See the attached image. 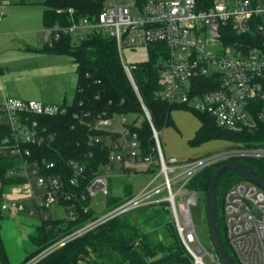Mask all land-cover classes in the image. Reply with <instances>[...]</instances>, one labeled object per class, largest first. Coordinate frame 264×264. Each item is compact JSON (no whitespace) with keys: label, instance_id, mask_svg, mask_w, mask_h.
Segmentation results:
<instances>
[{"label":"built area","instance_id":"1","mask_svg":"<svg viewBox=\"0 0 264 264\" xmlns=\"http://www.w3.org/2000/svg\"><path fill=\"white\" fill-rule=\"evenodd\" d=\"M100 1L102 10L94 18L78 17L74 7L57 9L69 17L70 23L44 27L43 41L53 45L62 33L71 35L75 41L94 32L114 36L125 71L137 93L132 67L123 56L124 49L164 46L167 54L158 63L157 98L208 113L218 125L237 134L253 135L262 129L264 0H213L208 10L199 9L196 0ZM200 80L212 88L198 94ZM138 96L151 121L149 110L139 93ZM65 111L60 104L15 97H6L0 105V154L21 157L20 165L11 173L26 179L9 185L0 181L3 211L28 210L30 214L38 211L44 218H53L48 210L59 205L66 211L63 218L76 222L81 211L91 210L87 202L100 192H109L110 176L104 167L89 178L85 165L71 160L68 164L71 174L65 181L53 172L55 161L33 158L30 147L51 146L57 137L41 125L39 118ZM114 116H99L92 126L120 135L116 139L111 135H96L91 139L109 148L110 164H123L131 169V174L137 166L144 165L151 179L120 205L107 208L24 264H38L68 242L134 209L165 202L193 264H209V261L222 264L217 251L205 246L199 236L191 212V203L198 192L188 185L198 172L210 165L237 158L264 159V144L237 143L235 148L216 155L180 160L166 154L161 132L152 124L156 151L140 156L137 133L130 134L126 127L119 129ZM118 122L127 124L123 115ZM7 128L8 132L2 135ZM30 200H34V205L28 204ZM179 204L186 209L185 220L178 211ZM223 212L227 240L238 263L264 264V189L252 181L234 184L225 195Z\"/></svg>","mask_w":264,"mask_h":264},{"label":"trees","instance_id":"2","mask_svg":"<svg viewBox=\"0 0 264 264\" xmlns=\"http://www.w3.org/2000/svg\"><path fill=\"white\" fill-rule=\"evenodd\" d=\"M196 3L199 9L208 10L213 0H196ZM42 4L44 5L45 27L70 23L65 13L57 12L59 8L74 7L78 17L90 18H94L102 10L100 0H44ZM233 37L239 39V37ZM148 49L149 59L134 65L132 73L138 93L150 112L151 121L147 118L138 93L125 71L114 36L94 32L80 41H75L71 35L62 33L60 39L53 45L46 43L42 49L43 52L67 56L77 64V81L73 98L60 104L66 109L64 113L39 118L41 125L47 127L48 131L55 133L57 137L51 146L30 147L33 158L55 161L56 168L53 172L65 181L71 174L69 161H78L85 165L87 176L92 178L96 173L101 172L103 167L109 165L110 161L109 148L91 138L96 135H111L116 139L120 135L94 129L92 125L99 116L135 114L136 118L130 124H126V128L130 134L137 133L140 156H145L156 151L152 124L158 131H161L170 124L171 112L181 108L192 110L200 121V128L190 140L191 146L215 139L236 141L246 146L264 144V125L253 135L237 134L218 125L215 118L208 113L157 98L156 91L160 86L158 63L167 51L164 46L157 45H150ZM199 85L198 94L212 88L204 80H200ZM86 113L90 114L86 115ZM7 132L8 128L1 134L4 135ZM21 161V157L0 154V181L3 184H15L26 180L23 176H15L11 173L13 169L18 168ZM231 161L243 164L264 182V159L237 158ZM223 163L225 162L205 167L194 176L188 185L190 189L201 194L205 205L213 174ZM124 170L125 173L131 174V169L125 165ZM133 173H150V171L135 168ZM245 180L247 179L237 169L228 168L220 174L214 193L217 227L233 264L239 263L231 251L226 236L224 198L234 184ZM125 190L124 197L109 194L107 208L120 205L135 193L131 186H127ZM1 203L0 196V262L11 264L2 235V219L6 216V212L2 210ZM87 204H90V201ZM167 205L168 203L165 202L144 206L116 217L68 242L38 264H172L175 262L193 264ZM96 216L94 211L89 210L87 213L81 211L76 222H69L65 218L42 217L29 235V241L34 248L28 251L20 264L37 256L61 237ZM207 245L208 248L215 249L211 233ZM130 246L133 247L128 248Z\"/></svg>","mask_w":264,"mask_h":264},{"label":"rangeland","instance_id":"3","mask_svg":"<svg viewBox=\"0 0 264 264\" xmlns=\"http://www.w3.org/2000/svg\"><path fill=\"white\" fill-rule=\"evenodd\" d=\"M28 1H30L32 4L26 6V11L22 12L23 8L17 7L24 6H18L19 4H16L18 0H0V15L5 14L4 18H7L9 14L5 6H10L11 8L13 7L11 15L12 18L14 16H25L28 18L29 21H26L24 25L19 20L12 22L14 26L13 29L17 30L19 33H23L20 31L28 30L27 27H36V25H38L41 28L44 26V5L42 4L44 0ZM2 25L3 23H1L0 21V26ZM13 35L6 36V38H8L7 44L14 43L12 41L17 40L15 38H19V34L18 36ZM21 35H23L24 38L31 36H27L26 33ZM38 36L40 37V33L35 34L33 37L34 40L31 41L39 42L40 46H45L44 42L40 40L38 41ZM123 56L126 63L133 67L137 63H141L149 59V49L146 47H141L136 50L126 48L123 51ZM71 61L72 62L69 61V63L72 65L73 70L70 71V69L66 68V73L64 75L55 76L56 78L60 79V77L63 76L68 77L67 74H69L71 77V75L76 70L75 62L72 59ZM39 69L41 68H39L38 66L25 65L22 68V72H28V75L32 76V73L38 72ZM56 70L54 71V73L57 72ZM36 77L37 76L29 77V79H24V84L28 86H34L36 84L35 80H38V78ZM65 81L69 83L70 81H73V79L72 77L65 78ZM120 116L121 115L114 116L115 126H117L119 129L125 130L126 125H119L118 121ZM123 116L126 118L127 124H130L136 118L135 114H124ZM199 128L200 121L192 110L186 108L174 109L171 112L170 124H168L160 131L161 142L166 154L174 155L180 160H195L225 152L229 149L235 148L238 143L236 141H230L227 139H215L202 142L199 145L191 146L190 140L196 135V132ZM138 167L145 168L144 165L137 166V169H139ZM104 170L110 176V193L100 192L92 198L90 202V209L94 211L97 215H100L106 211L109 194L115 197H124L126 193L125 188L127 186H131L132 191L137 192L151 179V175L146 173H125L123 164L111 163L105 166ZM161 180L162 179L160 178L159 182ZM244 182L248 183L249 181L245 180ZM30 204L34 205V200H30ZM178 211L180 213L181 218L185 220L186 209L184 208V206L179 204ZM191 212L194 222L197 226L199 236L204 245L208 247L207 244L209 242L210 230L206 214V205L201 198V194L199 193L191 203ZM48 213L53 218H63L66 216L65 209L59 205L52 206L49 209ZM41 218L42 217L39 212L30 214L29 216L27 215L26 217L24 214H16L12 212L6 214V216L2 219V235L11 264H20L24 260L28 251L34 248L33 244L29 241V235L33 232L35 224L38 223ZM209 264L213 263L209 261Z\"/></svg>","mask_w":264,"mask_h":264},{"label":"crops","instance_id":"4","mask_svg":"<svg viewBox=\"0 0 264 264\" xmlns=\"http://www.w3.org/2000/svg\"><path fill=\"white\" fill-rule=\"evenodd\" d=\"M16 4H19L18 6H24L17 8H23V11H21L25 12L27 8L26 6L29 4L31 5L32 3L28 0H18ZM5 7L7 8L6 10L9 14L7 18H4L5 14H3V18L0 20L1 23H3V25L0 26V105L6 97L28 100L34 99L56 104H61L66 100L70 101L73 98L76 89L77 64L75 63L76 70L71 75L73 81H70L69 83L65 81V78H71L69 74H67L68 77L63 76L60 77V79L56 78L55 76L64 75L66 73V68L70 69V71L73 70L72 65L69 63V61L72 62L71 59L67 56L47 54L42 51L44 48L43 45L40 46L39 42L31 41L34 40L33 37L35 34L40 33L38 41L40 40L44 42L42 38V29L45 26L41 27L42 29L38 25H36V27H27L28 30L20 31L23 33H19L17 30L13 29L14 26L12 22L19 20L24 25L26 21L29 20L25 16H14L12 18L11 15L13 7ZM25 33L27 36H31L24 38L21 34ZM13 34L16 36L19 34V38H15L17 40L12 41L15 44H7L8 38H6V36H11ZM44 44L46 43L44 42ZM24 64L28 66H38L41 69H39L38 72H33L32 76H29L28 72H22V68L25 66ZM55 70L57 72L54 73ZM34 76H37L36 78H38V80H35L36 84H33L34 86L24 84V79H29V77ZM50 76H53L54 78ZM138 168L140 170H145L143 167ZM9 213L12 212H8V214ZM14 213L24 214L25 217L30 215L28 210ZM39 213L42 217V212Z\"/></svg>","mask_w":264,"mask_h":264},{"label":"water","instance_id":"5","mask_svg":"<svg viewBox=\"0 0 264 264\" xmlns=\"http://www.w3.org/2000/svg\"><path fill=\"white\" fill-rule=\"evenodd\" d=\"M228 168L237 169L239 172H241L244 175V177L247 180L258 184L264 189V182L261 179L257 178L246 166H244L243 164L237 161L225 162L221 164L214 172L212 180H211V184H210V187L207 193V197H206V214H207L209 230L212 236L214 247L219 255V258L222 264H233V262L226 248L223 245V242H222V239L220 237V233L217 227L216 213H215V208H214V193H215V187H216L220 174ZM6 214H8V211H6ZM132 247L133 246H130L128 248H132ZM172 264H187V263L175 262Z\"/></svg>","mask_w":264,"mask_h":264},{"label":"bare ground","instance_id":"6","mask_svg":"<svg viewBox=\"0 0 264 264\" xmlns=\"http://www.w3.org/2000/svg\"><path fill=\"white\" fill-rule=\"evenodd\" d=\"M212 249V248H211Z\"/></svg>","mask_w":264,"mask_h":264}]
</instances>
